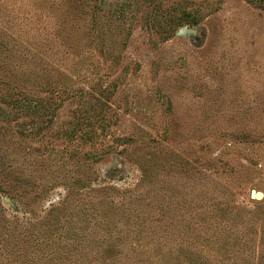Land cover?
I'll return each instance as SVG.
<instances>
[{"label": "rangeland", "instance_id": "1", "mask_svg": "<svg viewBox=\"0 0 264 264\" xmlns=\"http://www.w3.org/2000/svg\"><path fill=\"white\" fill-rule=\"evenodd\" d=\"M0 264H264V0H0Z\"/></svg>", "mask_w": 264, "mask_h": 264}, {"label": "water", "instance_id": "2", "mask_svg": "<svg viewBox=\"0 0 264 264\" xmlns=\"http://www.w3.org/2000/svg\"><path fill=\"white\" fill-rule=\"evenodd\" d=\"M195 29H196V28H190V29H181V30H180V32H179V34H180V35H186V36H188V37H189V35H191V34H194V33H195Z\"/></svg>", "mask_w": 264, "mask_h": 264}, {"label": "trees", "instance_id": "3", "mask_svg": "<svg viewBox=\"0 0 264 264\" xmlns=\"http://www.w3.org/2000/svg\"><path fill=\"white\" fill-rule=\"evenodd\" d=\"M186 24H189V22H187V20H180V21L178 22V24H176V25H177V26H183V25H186ZM197 24H199L198 21L193 22V26H194V25H197Z\"/></svg>", "mask_w": 264, "mask_h": 264}]
</instances>
